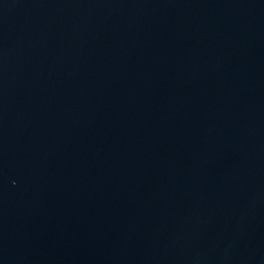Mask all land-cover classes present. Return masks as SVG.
Listing matches in <instances>:
<instances>
[{
  "label": "water",
  "instance_id": "1",
  "mask_svg": "<svg viewBox=\"0 0 264 264\" xmlns=\"http://www.w3.org/2000/svg\"><path fill=\"white\" fill-rule=\"evenodd\" d=\"M0 264H264V0H0Z\"/></svg>",
  "mask_w": 264,
  "mask_h": 264
}]
</instances>
